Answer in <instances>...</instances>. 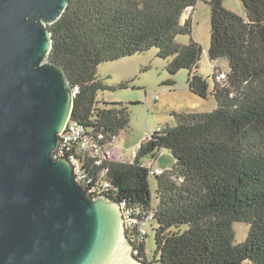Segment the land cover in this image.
Masks as SVG:
<instances>
[{
	"label": "trees",
	"instance_id": "16d2710c",
	"mask_svg": "<svg viewBox=\"0 0 264 264\" xmlns=\"http://www.w3.org/2000/svg\"><path fill=\"white\" fill-rule=\"evenodd\" d=\"M224 1L209 0V57H224L230 67L223 81L217 79L221 69L214 71L212 93L218 107L210 112L173 111L176 124L146 137L132 161L105 159L100 167L108 168L113 199L153 212L147 228L155 224L161 264H264V0H241L246 18L227 9ZM197 2L70 0L63 15L49 25V57L66 70L74 88L72 119L108 139L125 130L127 107L98 99L106 88L98 67L154 47L160 56L171 57V75L188 69L189 89L208 97L209 84L196 70L202 46L175 39L191 33L192 19L182 24L181 17ZM168 84L174 85V79ZM163 148L175 163L161 175H150L142 158L155 163ZM236 222L249 225L245 241H236ZM140 255L152 264L146 242Z\"/></svg>",
	"mask_w": 264,
	"mask_h": 264
},
{
	"label": "water",
	"instance_id": "95a60500",
	"mask_svg": "<svg viewBox=\"0 0 264 264\" xmlns=\"http://www.w3.org/2000/svg\"><path fill=\"white\" fill-rule=\"evenodd\" d=\"M70 0H0V264H143L119 201L89 196L53 157L74 106L50 59Z\"/></svg>",
	"mask_w": 264,
	"mask_h": 264
},
{
	"label": "rangeland",
	"instance_id": "374dc122",
	"mask_svg": "<svg viewBox=\"0 0 264 264\" xmlns=\"http://www.w3.org/2000/svg\"><path fill=\"white\" fill-rule=\"evenodd\" d=\"M224 6L246 18V8L241 0H225ZM192 19V31L177 34L175 39L182 44L191 40L202 46V53L196 70L209 84L208 97L193 93L188 86V69H181L171 75L167 70L170 58L158 54L154 47L144 52L125 56L117 60L107 61L99 65L98 75L106 85L99 91L98 99L107 102L123 103L129 113V125L116 136L113 157L116 160L132 161L140 143L156 130L167 125H175L173 111L210 112L218 107L212 93L215 85L214 71L218 67L222 72L230 70L228 60L224 57L211 60L209 47L211 43V6L209 0H198L195 9H187L181 17L184 24ZM174 79L175 84L169 85L168 80ZM121 155H119L118 154ZM123 159H122V158ZM150 157L142 158L148 165ZM175 158L167 148L155 160V165L171 169ZM152 190L155 192L156 178L151 177ZM154 225L148 227L146 254L152 264H161L156 256V240ZM236 241L246 240L249 225L244 222L234 224Z\"/></svg>",
	"mask_w": 264,
	"mask_h": 264
},
{
	"label": "built area",
	"instance_id": "2783aa9c",
	"mask_svg": "<svg viewBox=\"0 0 264 264\" xmlns=\"http://www.w3.org/2000/svg\"><path fill=\"white\" fill-rule=\"evenodd\" d=\"M225 78L226 74L220 71L217 79L223 81ZM115 138L108 139L104 133L95 132L70 117L60 133V141L53 157L55 159L66 157L70 160L75 181L89 196L105 194L112 198L113 185L108 176V168L100 167L105 159L116 160L113 157V149L116 147ZM148 167L150 175H161L165 171L164 168L157 167L154 160L148 164ZM97 168L100 169L96 172ZM119 203L124 216L125 234L131 243L133 255L143 264H149L144 262L140 253L148 235L147 225L153 221L154 214L146 212L140 205H129L127 200Z\"/></svg>",
	"mask_w": 264,
	"mask_h": 264
}]
</instances>
